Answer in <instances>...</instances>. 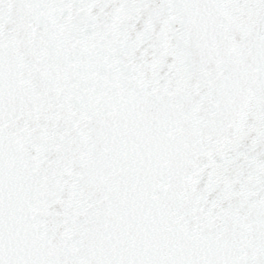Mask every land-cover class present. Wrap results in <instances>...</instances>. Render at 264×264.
<instances>
[{
    "label": "snow or ice",
    "instance_id": "snow-or-ice-1",
    "mask_svg": "<svg viewBox=\"0 0 264 264\" xmlns=\"http://www.w3.org/2000/svg\"><path fill=\"white\" fill-rule=\"evenodd\" d=\"M0 264H264V0H0Z\"/></svg>",
    "mask_w": 264,
    "mask_h": 264
}]
</instances>
